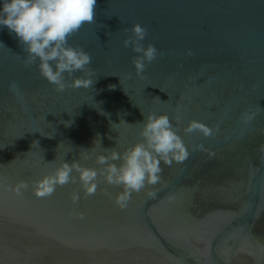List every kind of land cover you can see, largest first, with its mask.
<instances>
[{"label": "water", "instance_id": "water-1", "mask_svg": "<svg viewBox=\"0 0 264 264\" xmlns=\"http://www.w3.org/2000/svg\"><path fill=\"white\" fill-rule=\"evenodd\" d=\"M0 264H264V0H0Z\"/></svg>", "mask_w": 264, "mask_h": 264}]
</instances>
